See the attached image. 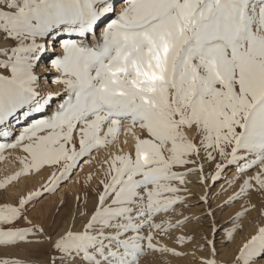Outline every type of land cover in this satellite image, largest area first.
<instances>
[{"label": "snow or ice", "instance_id": "obj_1", "mask_svg": "<svg viewBox=\"0 0 264 264\" xmlns=\"http://www.w3.org/2000/svg\"><path fill=\"white\" fill-rule=\"evenodd\" d=\"M0 39V161L19 165L0 189L47 171L0 203V247L49 246L43 262L0 264L205 249L198 264H264V0H0ZM81 180L68 219L47 231L29 218V205ZM252 210L254 231L230 253Z\"/></svg>", "mask_w": 264, "mask_h": 264}, {"label": "rangeland", "instance_id": "obj_2", "mask_svg": "<svg viewBox=\"0 0 264 264\" xmlns=\"http://www.w3.org/2000/svg\"><path fill=\"white\" fill-rule=\"evenodd\" d=\"M5 43L6 41H4L3 39H0V47L4 46ZM50 80L51 78H49V82ZM50 86L53 90H58L57 88L55 89L54 85H50ZM130 148L129 150L128 149H125V150L130 151ZM9 161L12 162L16 166L15 168L19 166L17 163H14L11 159H9ZM0 162L2 163V164L0 163V178H3L5 175L9 174L15 169L14 168V169L6 170V168L3 166L4 161H0ZM88 171H89V166L88 167L84 166V172L81 175L83 176V174H86ZM74 175L75 173L73 174V176ZM36 176H33L31 178H21L18 182H13L11 185L7 186L6 189H0V203H5V202L15 203L18 195L22 193L26 194L28 190H31L39 186V185L31 184L32 181L36 178ZM62 185H65V184H62ZM78 187L74 191L68 186L67 188H65L63 195H62V197H64L65 199V204L63 206L60 205L61 197L57 195V192L60 190L61 186L55 193H49L45 195L42 199L36 201L35 208H32L31 205H29V208H30V211L28 213L29 218L32 219L36 223L42 224L47 231H51V229L49 228V224L52 221L53 217H55L57 221H60L61 217L68 219L69 214L73 210H75L76 196L78 193L82 194L84 191L82 180H81V184H79ZM189 187H192V185H189ZM217 187H219V185H217ZM201 191L202 190L200 189V191H197V192L201 193ZM231 191L232 189H229L228 192L224 193L220 197V200L226 198V196L229 195ZM93 199L94 198L90 195L89 200H88L89 209L93 206ZM251 199L253 200V202L257 203L259 206V198L255 194H252ZM220 200H217V203H219ZM240 203H242V201H237L231 207L225 208L223 213H219L218 223L225 221L227 219L228 214L233 213L234 211L238 210ZM57 208H59V212H57ZM187 211L194 212V211H198V209H189ZM175 218H179V217H175ZM258 218H259L258 214L254 210L249 211L247 216L243 218L241 222L245 225L244 231L242 232L238 231L235 234L234 241L226 246L230 253L235 252V249L237 248L236 244H238V242L241 243V239L246 238L245 236H247L248 234L254 231L255 221ZM250 220H251V223L249 222ZM64 226L65 225L61 223L60 227H58L56 230L60 231V229ZM76 227L77 228L80 227L79 221L77 222ZM192 227L193 225H186L185 228L183 229V232L188 233L189 229H191ZM174 231H175V234L177 235L181 234L182 232L181 229H176ZM165 242L168 243L169 246L177 247L181 251L191 252L192 246L190 243L187 245H176L173 243L172 240H166ZM217 246L218 248L220 247L219 234L217 237ZM48 247L49 246L47 243L20 245L16 248L15 247H11V248L0 247V256L10 255V256L20 258V259L31 260V261H36V262H43L47 259ZM202 255H207V249H205L203 252L196 253V257L202 256ZM196 257H193L192 255H189L187 257H174L169 254L147 253L145 256L141 257V264H198Z\"/></svg>", "mask_w": 264, "mask_h": 264}, {"label": "bare ground", "instance_id": "obj_3", "mask_svg": "<svg viewBox=\"0 0 264 264\" xmlns=\"http://www.w3.org/2000/svg\"><path fill=\"white\" fill-rule=\"evenodd\" d=\"M7 43V42H6ZM54 87H55V89L57 88L58 89V86L57 85H54ZM124 139H125V136L123 135V134H121V137H120V140H121V147H123L124 148V150L125 149H128L129 150V148L131 147H133V140H132V138L129 136V137H127V140H128V143L127 144H123V141H124ZM131 148H130V150H131ZM9 152H12L13 153V155H15V154H18V151L19 150H8ZM1 163V162H0ZM2 164V163H1ZM3 166L6 168V170L7 169H14L16 166L12 163V162H10L9 161V159L8 160H4V162H3ZM85 167H88L87 165H85ZM86 169V168H85ZM3 171V170H2ZM87 171V170H86ZM234 171V170H233ZM5 172V171H4ZM4 174V173H3ZM232 173L231 172H229L228 173V175H231ZM46 175H47V172L45 171V172H42V173H40L39 175H37L36 176V178L32 181V183L31 184H33V185H39L41 182H43V179L44 178H46ZM75 178H76V173H75V175L72 177V179L73 180H75ZM191 179H194V177H190ZM67 186L68 187H70L71 189H73V191L74 190H76L77 189V187H78V185H75V184H73L71 181H69L67 184H65V185H61V188H60V190L57 192V195L59 196V197H62V195H63V192H64V190H65V188H67ZM79 188V187H78ZM12 189V188H11ZM200 187L199 186H197L196 187V191H200ZM254 225V224H253ZM247 231H248V229H247ZM246 237V236H245ZM244 239V238H243ZM243 239H241V242L243 241ZM240 243L238 242V244H236V247H238V245H239ZM16 248V247H15ZM20 253H21V251H20Z\"/></svg>", "mask_w": 264, "mask_h": 264}]
</instances>
